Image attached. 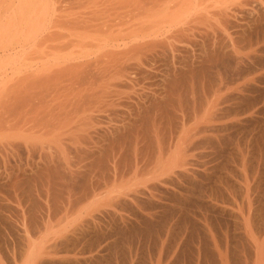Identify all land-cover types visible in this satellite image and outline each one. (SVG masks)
Returning a JSON list of instances; mask_svg holds the SVG:
<instances>
[{
    "label": "rangeland",
    "instance_id": "374dc122",
    "mask_svg": "<svg viewBox=\"0 0 264 264\" xmlns=\"http://www.w3.org/2000/svg\"><path fill=\"white\" fill-rule=\"evenodd\" d=\"M100 1L138 3L142 13L156 2L66 0L63 5L72 11L82 5L78 16L86 18L85 13H97ZM189 1L194 12L177 19L190 25L177 23L180 30L173 28L171 39L163 27L160 35L154 28L153 39L141 33L139 40L145 35L147 45L140 41L145 47L136 48L132 32L150 21L147 11L136 17L141 22L134 20L131 33L134 18L123 28L133 34L126 44L136 48V53L130 46L125 50L121 42L131 51L122 56L124 63L121 56L107 58L109 66L101 68L96 61L98 66H90L94 57L79 59L86 69L72 73L63 61L57 65L70 70L63 73L61 66L58 73L53 65L59 57L42 59L53 43L57 47L58 36L48 33L55 32L56 17L42 21L51 25L42 23L47 30L41 27L38 40L44 35L57 41L45 48L42 39L32 50L23 45L32 33L28 20L25 29L18 27L21 34H13V27L24 26L18 17L12 25L9 15L19 0H2L16 9L0 4L5 16L0 14V27L11 29L6 36L0 28V264H264V0ZM89 2H98L96 11ZM45 3L41 9L50 6ZM73 15L68 25L62 17L67 31L78 22ZM78 33L73 40L82 37ZM157 34L162 42L154 46ZM93 35L94 30L97 40ZM84 36L79 47L96 42L87 35L84 42ZM81 49L75 50L80 57ZM43 61H50V70L58 67L49 72L53 76ZM41 66L48 76L37 75ZM124 71L132 74L125 78ZM122 76L130 79L124 83Z\"/></svg>",
    "mask_w": 264,
    "mask_h": 264
},
{
    "label": "bare ground",
    "instance_id": "6f19581e",
    "mask_svg": "<svg viewBox=\"0 0 264 264\" xmlns=\"http://www.w3.org/2000/svg\"><path fill=\"white\" fill-rule=\"evenodd\" d=\"M4 1V0H3ZM48 2L49 4H50V6H49V4L47 5L45 2ZM19 0V2H18V6L15 8L16 9V11H15V9L13 8V10L15 11H13V12H11V13H13L12 15L11 14H9L10 16H12L11 18H10V16L9 17H7V19L9 20V18H10V20H11V24L12 23H14L15 21H14V19L15 18H17V22H18V25H20L21 23H23L24 24V26L22 25L21 27L20 26H15V23L14 24H12V25H14L15 27H13L14 28V30H13V34L15 35V33H14V31L15 30H17L18 29V27L21 29L22 27L25 29L26 28V26L27 25H30V26H32V27H30L29 26V30H31L32 31V33H33V30H34V32H36L35 34H32L29 30H27L26 31V33L29 31L31 34H29V32L27 33V35H29L28 37H30L29 38V41H26L27 39H24L25 40V43L23 44V45H25V44H27L26 46H29L30 47V49H35V50H38L37 48H39L40 47V45L41 44H43V43H38V41L40 42L42 39L44 40V35H42L43 37H41L40 35H41V31L43 30H41V27H44V25L47 23H45V21H44V23L42 22L43 20H47L49 17V21L51 22V19L52 18H55L56 17V21L55 20H53L52 22H53V27L52 28H54V29H56V30H52V28H51V30H52V33H53V31H55L53 34H51L50 32H48L49 33V35H52V36H54V37H56V36H58L59 37V35H60V37L58 38L57 37V40L55 39V38H53L52 37V40L54 39V40H56L57 41V43L58 42H60V40L62 41V42H60V44L58 43V45H57V43L55 44V46H57V47H55V48H53V46H54V43H53V45H52V47L51 48H49V50L50 51H53L54 53H50V51L47 53V57H45V56H43V58L41 57V53H40V58H42L45 62H46V60L48 59V60H50L51 62H52V60H55V59H57V57H59L58 58V60L56 61L55 60V65H53L54 64V62L52 63V65H53V67L55 68L56 66H59L60 64H61V62L63 63V61H64V63H66V65L65 66H68V67H72V73H74V69L76 70L77 69V67L79 68V69H81L82 68V66H81V68H80V66L79 65H81V61L79 60V59H88V60H90L92 57H94V61H89V63L91 64L92 62L93 63H95V61L99 64V62H100V66L99 67H108L109 66V64L106 66V64H105V59H110V58H116V59H118L120 56L122 57V56H125V57H127V55H125L128 51H124L123 49H122V47L120 46L122 43H123V48H124V45H126V47H127V49H126V47H125V50H128V48H129V46H130V48H131V45L129 44V46H128V44H126V40L128 39V38H130L131 37V35H133V34H127V35H129V37L126 35V33H125V31H123L124 29L123 28H125V26L127 25V23H129L130 24V26L132 25V23H131V19H133L132 21H133V28H131L129 31H130V33L132 32V29L134 30L135 28H134V26H136V22L138 21L137 19H136V17L137 18H139L138 16H140L141 15V13H142V10L140 11L139 9H137V8H139L138 7V3H137V5L136 4H133V2H132V4H128V3H126V4H113V3H110L109 2V4L108 3H106V5H109V6H104L105 5V3L104 2H106V1H100L101 3H102V6L103 7H105L103 10H101L102 9V6L99 8V7H97L96 5H98L97 3L99 2H96V4H92L91 2H89V4L91 3L92 5H90V6H93L92 8L93 9H95L96 7L98 8V10H100V13L102 12L103 13V15H102V13L101 14H99V15H97V13H99L98 12V10H97V13L96 12H92L93 11V9L91 10V8H89L90 6L88 5L87 6V8H89V10L92 12V13H90L89 14V12H88V10H87V12H88V15H87V13H85L84 15V17H86V18H81L83 15H79L78 16V14H82V13H79V11L80 12H82L83 10L81 9V7L80 6H82V5H80L79 7H78V9H76V10H73L72 11V9H70V8H68V10L70 9V11L72 12V14L71 13H68V14H71V15H75V18H76V20L78 19V22H76L75 23V18H73L74 19V21H73V19H72V21L75 23H73L74 25H76L75 27H77L78 26V24L81 22L80 21V19H82V23H80L79 25V27H81L80 29H82V30H79L78 32H82L81 33V36L83 37V35H85L84 37V39H83V41L85 42V41H89V40H87L86 39V37L88 36L91 40H92V36H91V33L93 34V30H94V35H97L96 36V38H97V40L95 39V37L93 38V40L95 39V41L96 42H94L93 41V43H91V41L90 42H88V43H90V44H88V43H86V44H88V45H86L85 43H84V45H85V47H83L84 45L82 44L80 47H79V45L81 44V43H77V40L79 39V38H81L82 39V37H79V38H76L77 36L76 35H78L79 36V34L80 33H76V29H79V27H77V28H75L74 27V25L72 26V27H70V29H69V31H67L68 30V28H67V30H65L64 28V22H63V27L61 26V22L63 21L62 19L63 18H65L66 16H67V13H66V5L67 4H65V5H63L64 3H68V2H66V0ZM53 1H55L54 3H53ZM81 1V0H80ZM94 1H96V0H94ZM110 1V0H109ZM116 1V0H115ZM124 1V0H123ZM127 1V0H126ZM161 1H163V2H161ZM167 3H166V2ZM160 0V1H158V0H156V2L158 3V7H157V4H156V2H155V4L153 5L151 2V4L153 5V6H151V8H150V10L148 9H146L147 11H145V12H147V14H149L148 16H149V18H147V20H150V21H148L147 22V20L146 19H144V20H142V21H144V23H145V21L147 22V23H145V24H147V25H145L144 26V24H142L143 22H141V20L140 21H138L139 23L141 22V25L139 24V25H137L139 28H137L136 30H134V32H132V33H134L135 34V36L133 35L132 37H134L135 38V40H134V38H133V41H136V42H133V43H135V44H137V45H133V46H137L136 48H138L141 44H142V42H141V44H138V43H140V41H144V43H145V45H147L146 43H147V39H144V36L145 35H147L148 37H149V39L150 38H152L151 36V34H153L152 32H156V29L158 30L156 33H159L160 31H163L164 32V30H166L165 32H167V33H164V35H166V34H169L170 32H172L171 30L173 29V28H175L177 25V23H178V25H181V22H178L180 19V17L181 18H183V16L182 15H184L185 17L187 16V14L189 15L188 17H190V13H192V12H194V11H192V7H193V5L191 4V3H189L190 1L189 0H179V1H181V2H179L178 0H177V2L179 3H175L174 1L172 2L173 4H175V5H173L172 6V3L170 2L169 3V0ZM176 1V0H175ZM206 1V0H205ZM112 2V1H111ZM117 2V1H116ZM129 2V1H128ZM142 2V1H141ZM140 2V3H141ZM144 2V1H143ZM147 2V1H146ZM149 2V1H148ZM154 2V1H153ZM159 2H160V6H159ZM165 2V3H164ZM192 2V1H191ZM1 3H3L2 5L4 6H1V7H3V10H5V7H6V11H8V9H9V7H7L6 6V3L5 2H2V0L0 1V4ZM45 3V5H46V7L47 6H49L48 8H45V9H41L42 8V4H44ZM84 3H85V1H84ZM87 3V2H86ZM101 3H99V5H101ZM162 3V4H161ZM163 3H164V5H163ZM184 3V4H183ZM189 3V5H187ZM13 5V4H15V3H9V5ZM38 4L41 6V7H39L38 6ZM59 4V5H58ZM73 4V3H72ZM104 4V5H103ZM145 4V3H144ZM171 4V5H170ZM192 6H191V5ZM195 4V3H194ZM11 5V6H12ZM52 5V6H51ZM79 5V4H78ZM85 5V4H84ZM133 5V6H132ZM146 5V4H145ZM185 5V6H184ZM199 5V4H198ZM65 8H64V7ZM96 6V7H95ZM190 6V7H189ZM15 7V6H14ZM70 7V6H69ZM153 7V8H152ZM214 7V6H213ZM12 8L10 7V9L12 10ZM44 8V7H43ZM72 8V7H71ZM74 8V7H73ZM76 8V7H75ZM80 8V9H79ZM85 8V7H84ZM83 8V9H84ZM87 8H85V9H87ZM142 8V7H141ZM198 8H200V6L199 7H197V9ZM1 9V8H0ZM10 10V11H11ZM67 10V12H70V11H68ZM78 10V11H77ZM82 10V11H81ZM199 10V9H198ZM222 10V9H221ZM220 10V11H221ZM77 12L76 14L75 13H73V12ZM95 11H96V9H95ZM192 11V12H191ZM219 11V10H218ZM226 11V10H225ZM144 12V13H145ZM2 11L0 10V14L2 15ZM7 13V12H6ZM28 13H29V16H28V18L27 17H25V16H27L28 15ZM64 13H66V16L64 17ZM95 13V14H94ZM144 13H142V14H144ZM199 13V12H198ZM4 14V13H3ZM27 14V15H26ZM146 14V15H147ZM186 14V15H185ZM194 14H196V13H194ZM202 14V13H201ZM71 15H69V16H71ZM73 15V16H74ZM100 15H101V17H100ZM181 15V16H180ZM3 16V15H2ZM1 16V17H2ZM6 16H7V14H6ZM20 16V17H19ZM69 16H68V18L66 17L65 18V20L68 22L70 19H69ZM77 16V17H76ZM81 16V17H80ZM98 16V18H95V17H97ZM141 16H143V17H145L144 15H141ZM201 16V15H200ZM52 17V18H51ZM63 17V18H62ZM80 19H79V18ZM175 17H176V19H177V17H179L177 20L175 19ZM187 17V18H188ZM3 18H5V16H3ZM128 18H130V19H128ZM141 18V17H140ZM161 18V19H160ZM194 18V17H193ZM7 19H4V20H7ZM18 19L20 20V21H22L21 23H19L20 21H18ZM26 19V20H25ZM153 19L157 22V26L155 25V23H153L152 21H153ZM23 20H25V21H23ZM27 20H28V24L27 25H25L26 23H24V22H27ZM64 20V21H65ZM129 20V21H128ZM136 22H135V21ZM176 20V21H175ZM199 20V19H198ZM48 21V20H47ZM71 21V20H70ZM69 21V22H70ZM103 22V23H101V22ZM126 21V22H125ZM128 21V22H127ZM185 21H186V18H185ZM194 21V20H193ZM9 24H10V22L9 21H7ZM16 22V23H17ZM49 22V23H50ZM67 23V25L68 24H70V23ZM96 22H98L97 24H96ZM136 24H135V23ZM182 22H184V20L182 21ZM197 22V21H196ZM42 23L44 24V25H42ZM84 23L86 24L85 26H82V25H84ZM99 23H101V24H99ZM151 23H153V24H151ZM185 23V22H184ZM184 23H182V25H184ZM187 23V22H186ZM66 24V23H65ZM71 24H72V22H71ZM125 24V25H124ZM135 24V25H134ZM189 24V23H188ZM188 24L186 25V26H188ZM193 24V23H192ZM5 24H3V22H2V25L1 26H4ZM48 25H51V24H48ZM48 25H45L46 27L48 26ZM123 25H124V27H123ZM153 27H152V26ZM176 25V26H175ZM181 25V26H182ZM185 25H184V28H185ZM190 25V24H189ZM8 27H12V26H10V25H7ZM122 26V27H121ZM129 26V25H128ZM156 26V27H155ZM7 27V28H8ZM46 27H44V30L46 31L47 29H45ZM68 27V26H67ZM82 27H85L86 29H84V28H82ZM162 27H163V29L164 30H162ZM180 27V26H179ZM1 29H2V27H0ZM7 28H5V30L7 31ZM12 28V29H13ZM34 28V29H33ZM48 28V27H47ZM58 28H63L64 29V31L63 30H59ZM95 28H99V30L100 31H98L99 33H95V31H97V29H95ZM101 28H102V30H103V32H102V30H101ZM122 28V29H121ZM154 28H156L155 30H154ZM183 28V27H182ZM4 29V28H3ZM3 29H2V33H6V32H3ZM10 29V28H9ZM8 29V30H9ZM28 29V28H27ZM19 30V29H18ZM17 30V32H19ZM22 30V29H21ZM20 30V31H21ZM50 30V31H51ZM57 30H59L58 32H61V31H63V35H61L62 33H58V32H56ZM83 30L85 31V33H83ZM87 30V31H86ZM91 30H92V32H91ZM128 30V29H127ZM154 30V31H153ZM176 31L177 30V27H176V29H173V31ZM178 30H180V29H178ZM178 30H177V32H178ZM182 30V29H181ZM10 31H11V29H10ZM10 31H9V33H8V31H7V33L8 34H11L10 33ZM66 31H67V33L69 32V34H67L66 33ZM75 31V32H74ZM119 31H121L120 33H119ZM152 31V32H151ZM1 32H0V36H4V34H1ZM25 32V31H24ZM41 32V33H40ZM44 32V31H43ZM100 32L102 33V34H104L106 37H107V35H108V37L106 38V39H104L105 38V36H103V35H100V37L99 38H101V36H103V38L102 39H99L98 38V36H99V34H100ZM117 32H118V34H117ZM123 32L125 33V35L123 34ZM150 32H151V34H150ZM163 32H161V34L163 33ZM7 33L5 34L6 36H7ZM23 33V32H22ZM40 33V39L41 40H38L39 38H38V34ZM58 33V34H57ZM64 33H66V34H64ZM73 33H75L76 35V37L74 36V40L72 39V37H73ZM117 35H116V34ZM128 33V32H127ZM145 34V33H147V34H145L143 37H142V40H141V38H140V40H139V35L140 34ZM156 33H154V34H156ZM174 34H175V32H173ZM173 33H172V36H173ZM19 34H21L20 32H19ZM43 34V33H42ZM153 34V35H154ZM24 35H26V34H24ZM31 35V36H30ZM87 35V36H86ZM93 35V36H94ZM159 35H160V33H159ZM158 34H157V37H155V39L156 38H158V36H159ZM23 36V35H22ZM45 36H47V34H45ZM167 36V35H166ZM171 33H170V35L169 36H167L169 39H171ZM175 36V35H174ZM87 37V38H88ZM161 37V36H160ZM14 38V37H13ZM27 38V37H26ZM49 38V37H48ZM162 38V37H161ZM50 39V38H49ZM49 39H48V41H47V37L45 38V40H46V42H44V43H46V47L45 48H48V46L50 47L51 45H48L47 43L48 42H51V44H52V40L51 41H49ZM60 39V40H59ZM86 39V40H85ZM101 40V41H99V40ZM149 39H148V43L149 42H151V41H149ZM153 39V38H152ZM164 39H166L165 37H164ZM44 40V41H45ZM103 40V41H102ZM131 40V39H130ZM158 39H156L155 41H154V43L152 42V45H156L157 44V42L159 41V40H161L160 38H159V40L157 41ZM11 41V40H10ZM17 41H19V42H22V41H20V40H18L17 39ZM78 41H81L80 39L78 40ZM82 41V42H83ZM128 41V40H127ZM132 41V40H131ZM131 41H128V43H130ZM157 41V42H156ZM13 42V41H12ZM27 42V43H26ZM74 42H76L77 44H76V46H74L73 45V43ZM122 42V43H121ZM156 42V43H155ZM161 42H162V40H161ZM166 42V41H165ZM164 42V43H165ZM8 43V42H7ZM28 43H30L29 45H28ZM96 43V44H95ZM132 43V42H131ZM144 43L142 44L143 46H141V47H145V45H144ZM167 43V42H166ZM12 44V43H11ZM19 44V43H18ZM40 44V45H39ZM75 44V43H74ZM15 45H17V44H15ZM14 45V46H15ZM22 45V44H21ZM22 45V46H23ZM73 45V46H72ZM78 45V46H77ZM149 45V44H148ZM151 45V46H152ZM20 46V45H19ZM44 46H45V44H44ZM44 46H41V47H44ZM71 46H72V48H75V47H77V48H75V49H73L72 50V48H71ZM132 46V47H133ZM13 47V46H12ZM21 47V46H20ZM23 47H25V46H23ZM82 48L81 50H83V48H84V50L86 51V50H88L87 52H85V51H81V53H82V55L83 54H85L84 56H82V57H80V54H78V53H76L77 51H75V50H77V49H79V48ZM88 47H89V49H88ZM121 47V49H122V51L121 50H119V51H121V52H119V51H117L119 48ZM148 47H150V46H148ZM153 47V46H152ZM8 48V47H7ZM22 48V47H21ZM26 48V47H25ZM24 48V49H25ZM136 48H131V50H133V52L134 53H136L134 50H136ZM5 49H6V46H5ZM5 49H4V51H5ZM9 49H11V47L9 48ZM8 49V50H9ZM24 49H22V51H24ZM43 49V48H42ZM53 49V50H52ZM71 49V50H70ZM94 49H95V51H94ZM115 49H117L116 51H115ZM139 49V48H138ZM147 49V48H146ZM7 50V49H6ZM32 50H28L27 49V52L30 54V52L29 51H32ZM72 51V53H70V55H69V52H67V51ZM140 50V49H139ZM21 51V52H22ZM42 51V50H41ZM44 51H45V49H44ZM47 51V50H46ZM75 51V52H74ZM79 51V50H78ZM130 51V50H129ZM25 52H26V50H25ZM34 52V51H33ZM37 51H35L34 53H36ZM64 52H66V53H68V55H65V56H67V57H65L64 58V55H62L61 53H63L64 54ZM74 52V53H73ZM84 52V53H83ZM139 52V51H138ZM3 53V52H2ZM20 53V52H19ZM32 53V52H31ZM34 53L32 54V55H34ZM43 53H45V52H43ZM50 53V55H48ZM59 53V54H58ZM80 53V52H79ZM129 54L131 53V51L130 52H128ZM127 53V54H128ZM17 54V53H16ZM29 54H27V55H29ZM38 54V53H37ZM46 54V53H45ZM44 54V55H45ZM128 54V55H129ZM142 54V53H141ZM160 54V53H159ZM32 55H29V56H27V57H30V58H35V56L37 57V55L35 54V56L34 57H32ZM39 55V54H38ZM53 55H54V58L53 59H51L50 57H53ZM63 57H62V56ZM131 55V54H130ZM11 56V55H10ZM57 56V57H56ZM77 56V57H76ZM38 57V58H39ZM120 57V58H121ZM136 57H137V55H136ZM152 57V56H151ZM38 58H36V59H38ZM47 58V59H46ZM134 58V57H133ZM155 58V57H154ZM18 59V58H17ZM46 59V60H45ZM107 59V60H108ZM116 59H113V60H115L116 61ZM125 59H127V58H125ZM131 59V58H130ZM129 59V60H130ZM142 59V58H141ZM35 60V59H34ZM33 59H31V61L30 60H28L27 62H31V63H33V65H34V63H35V61H37V60H35L34 61ZM76 60H79V63H78V61H77V64L78 65H75L74 63L76 62ZM88 60H86V61H88ZM121 59H119V61H120ZM122 60H123V63H124V58L122 57ZM22 61V60H21ZM34 61V62H33ZM38 61H41L40 59H38ZM37 61V62H38ZM42 62V63H40V65H43V64H45V62ZM50 61H48L47 62V65L49 66V68L48 67H46V68H48V69H46V71L48 70V73L50 72V73H52L51 71H54V70H56V69H58V67L56 68V69H54L53 70V68H52V66H51V69L52 70H50V65H49V62ZM86 61H83V62H85L86 63ZM103 61H104V65H103ZM148 61V60H147ZM152 61V60H151ZM150 61V62H151ZM18 62V61H17ZM57 63L59 64V65H57ZM88 63V62H87ZM88 63V64H89ZM113 64H114V61L112 62ZM115 63H117V62H115ZM122 63V62H121ZM126 63V62H125ZM141 63V62H140ZM28 64V63H27ZM26 64V65H27ZM36 64V63H35ZM96 64V63H95ZM112 64V65H113ZM127 64V63H126ZM30 65H32V64H30ZM46 65V64H45ZM46 65V66H47ZM70 65V66H69ZM85 65H87V64H85ZM93 64H91L90 66H92ZM97 65V64H96ZM96 65H93V67H95ZM116 65H118V63L116 64ZM119 65H124V64H120V62H119ZM138 65V64H137ZM140 65V64H139ZM142 65V64H141ZM0 66H1V64H0ZM37 67H40V66H38V65H36ZM44 66V65H43ZM61 66H64V64H62ZM61 66H59V72L58 73H61L62 72V70L61 69H63L64 70V68H65V66L62 68ZM98 66V65H97ZM127 66V65H126ZM23 67V66H22ZM36 67V68H37ZM45 67V66H44ZM43 67V70H45V68ZM60 67H61V69H60ZM86 66H83V68H85ZM98 67V68H99ZM116 67V66H115ZM114 67V68H115ZM130 67V66H129ZM134 67V66H133ZM29 68V67H28ZM27 68V69H28ZM82 68V69H83ZM88 68V67H87ZM101 68H99L98 70L100 71V70H104V68L103 69H101ZM125 67H122V69H124ZM32 69V68H31ZM35 68H33V70H34ZM86 69V68H85ZM121 69V68H120ZM127 69H128V67H127ZM126 69V70H127ZM131 69V68H130ZM139 69H140V67H139ZM42 70V66H41V69L39 70H37L36 69V71H41ZM65 70H70V69H66L65 68ZM65 70H64V72L63 73H66L65 72ZM96 70H97V67H96ZM136 70V69H135ZM35 71V70H34ZM35 71V72H36ZM94 71V70H93ZM111 71V70H110ZM109 71V72H110ZM129 71V70H128ZM131 71V70H130ZM32 71L30 70V73H31ZM44 72V71H43ZM68 72H70V71H68ZM76 72V71H75ZM83 72H84V70H83ZM86 72V71H85ZM89 72H90V70H89ZM105 72H107V69H106V71ZM119 72H121V70L119 71ZM123 72V71H122ZM126 71H124V73H125ZM138 72V71H137ZM26 73V72H25ZM37 73V75L38 76H40V77H44V75L45 76H48V74L46 75L45 73H47V72H44V75L42 74V72H40L42 75H40L38 72H36ZM49 73V75L50 76H53V74H50ZM57 73V74H58ZM86 73H88V72H86ZM92 73V72H91ZM100 73H101V71H100ZM99 73V74H100ZM118 73V72H117ZM123 73V74H124ZM129 73L130 74H132L131 72H126L125 74H126V76H125V78L129 75ZM150 73V72H149ZM29 74V73H28ZM32 74V75H31ZM30 75L31 76H33V74H34V72L33 73H31ZM70 74H71V72H70ZM98 74V75H99ZM102 74V73H101ZM119 74H121V73H119ZM128 74V75H127ZM29 75V76H30ZM36 74H34V76L36 77L37 76ZM59 75V74H58ZM63 75V74H62ZM64 75H66V76H68L67 74H64ZM63 75V76H64ZM72 75V74H71ZM80 75V74H79ZM82 75V74H81ZM88 75H90V76H92L90 73L88 74ZM103 75H104V73H103ZM108 75V74H107ZM118 75V74H117ZM116 75V76H117ZM122 75V74H121ZM121 75H118L117 77H119V79H120V76ZM30 76V77H31ZM63 76H62V79H63ZM66 76H64V77H66ZM78 76V75H77ZM89 76V77H90ZM100 76V75H99ZM102 76V75H101ZM106 76V75H105ZM112 76V75H111ZM136 76V75H135ZM26 77V76H25ZM59 77H61L60 75H59ZM76 77V76H75ZM96 77V76H95ZM104 77V76H103ZM103 77H101V78H103ZM108 77V76H107ZM107 77H105V78H107ZM129 77H130V75H129ZM8 78V77H7ZM32 78V77H31ZM34 78V77H33ZM33 78H32V80H33ZM41 78V79H42ZM50 78V77H49ZM48 78V79H49ZM54 78V77H53ZM58 78V77H57ZM56 78V79H57ZM67 78H69V77H67ZM111 78V77H110ZM114 78V77H113ZM122 79V82H124V81H128L129 79L127 78L126 80H123V79H125L123 76L121 77ZM39 77H38V79L37 78H35V80H36V82H37V80H41ZM45 79V78H44ZM47 79V80H48ZM97 79H98V77H97ZM108 79V78H107ZM106 79V80H107ZM50 80H52L51 78H50ZM59 80V79H58ZM57 80V81H58ZM60 80H61V78H60ZM79 80V79H78ZM93 80V79H92ZM121 80H119L120 82H121ZM65 81V80H64ZM63 81V82H64ZM91 81V80H90ZM116 81V80H115ZM114 81V82H115ZM17 82V81H16ZM49 82V83H48ZM84 82V81H83ZM94 82V81H93ZM110 82V81H109ZM23 83V82H22ZM35 82H33V84H34ZM41 83V82H40ZM53 83V82H52ZM62 83V82H61ZM71 83V82H70ZM79 83V82H78ZM102 83V82H101ZM113 83V82H112ZM125 83V82H124ZM36 85H34V87L36 86V88H37V83H35ZM44 84V83H43ZM47 84H50V81H47ZM94 84V83H93ZM17 85V84H16ZM40 85H42V84H39V86ZM61 85V84H60ZM70 85V84H69ZM73 85V84H72ZM75 85V84H74ZM53 86V85H52ZM110 86V85H109ZM33 87V86H32ZM31 88V87H30ZM69 88V87H68ZM109 88V87H108ZM13 89V88H12ZM34 89V88H33ZM50 89V88H49ZM62 89H63V87H62ZM35 90V89H34ZM55 90H56V88H55ZM28 91V90H27ZM1 92V91H0ZM61 92V91H60ZM61 95V94H60ZM107 95V94H106ZM104 97H106V96H104ZM103 97V98H104ZM52 99V98H51ZM17 100V99H16ZM105 100H106V98H105ZM59 101V100H58ZM26 102V101H25ZM54 102V101H53ZM61 102V101H60ZM64 104V103H63ZM15 105V104H14ZM104 105V104H103ZM59 107H61V106H59ZM92 108V107H91ZM11 113V112H10ZM91 119V118H90ZM5 120V119H4ZM10 120V119H9ZM11 123V122H10ZM78 126V125H77ZM72 127V126H71ZM77 128V127H76ZM11 138V137H10ZM16 142V141H15ZM25 143V142H24ZM215 242V241H214ZM46 252V251H45ZM33 256V255H32ZM39 256V255H38ZM38 256L36 257V258H38ZM219 258V257H218ZM222 258V257H221ZM40 259H41V257H40ZM39 261V260H38Z\"/></svg>",
    "mask_w": 264,
    "mask_h": 264
}]
</instances>
